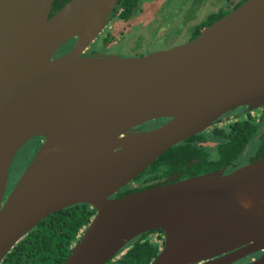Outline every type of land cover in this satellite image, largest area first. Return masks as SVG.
Listing matches in <instances>:
<instances>
[{
  "label": "water",
  "instance_id": "water-1",
  "mask_svg": "<svg viewBox=\"0 0 264 264\" xmlns=\"http://www.w3.org/2000/svg\"><path fill=\"white\" fill-rule=\"evenodd\" d=\"M119 0H0V261L40 220L75 203L95 214L62 264H105L160 229L150 264H220L264 250V155L113 195L226 111L264 103V0H246L196 37L143 56L84 54ZM73 45L57 50L70 39ZM163 125L134 131L147 120ZM42 142L9 188L25 142ZM250 264H264V252Z\"/></svg>",
  "mask_w": 264,
  "mask_h": 264
},
{
  "label": "flooded vegetation",
  "instance_id": "flooded-vegetation-1",
  "mask_svg": "<svg viewBox=\"0 0 264 264\" xmlns=\"http://www.w3.org/2000/svg\"><path fill=\"white\" fill-rule=\"evenodd\" d=\"M245 1L119 0L110 13L107 24L99 33L100 35L98 34L83 53L135 57L168 49L190 41L206 26ZM167 4L180 5L176 6L174 10L168 11ZM219 4H225V6L221 8ZM56 10L52 8L50 14ZM168 120V118L150 119L132 127V130L155 129ZM34 139L39 141L37 144L39 147L42 138L34 137L29 140ZM188 139H191L189 144L194 147L195 151L194 158L190 162L173 165L171 163L161 171H156V177L147 178L143 175L151 166L150 164L113 196H118L124 187H133L137 190L153 185L177 182L214 170H222L223 174H228L261 158L264 155V103L250 109L245 105L228 110L201 132L173 146ZM29 161L30 159L24 165L25 167ZM13 184L9 186L8 190ZM77 205L87 206L89 211L94 210L87 203H75L57 211L73 209ZM263 252L264 250L248 252L244 246H239L222 252L212 259L221 260L220 264H250L261 257ZM208 260H203L198 264Z\"/></svg>",
  "mask_w": 264,
  "mask_h": 264
},
{
  "label": "trees",
  "instance_id": "trees-1",
  "mask_svg": "<svg viewBox=\"0 0 264 264\" xmlns=\"http://www.w3.org/2000/svg\"><path fill=\"white\" fill-rule=\"evenodd\" d=\"M67 1L54 0L52 8L59 9ZM73 42L74 38L70 39L56 53L65 52L73 45ZM191 139L163 152L143 176L153 178L157 175L156 171H161L171 163L173 165L190 162L195 154L194 147L189 144ZM149 180L151 179L147 181ZM134 190L136 188L124 187L118 196ZM94 212L95 210L89 211L87 206L77 205L73 209L68 208L49 214L10 249L0 264H62L89 224ZM163 234L160 229L143 232L127 243L105 264H150L162 247Z\"/></svg>",
  "mask_w": 264,
  "mask_h": 264
},
{
  "label": "rangeland",
  "instance_id": "rangeland-1",
  "mask_svg": "<svg viewBox=\"0 0 264 264\" xmlns=\"http://www.w3.org/2000/svg\"><path fill=\"white\" fill-rule=\"evenodd\" d=\"M180 4H167L168 11L174 10L175 7ZM225 4H219V7L223 8ZM101 33V32H100ZM100 35V34H99ZM38 140H29L27 143L23 144V146L19 149L17 154L15 155L11 166H10V178H9V186L13 184L15 179H17L20 173L23 171L24 165L27 163L29 159L33 156L35 151L37 150Z\"/></svg>",
  "mask_w": 264,
  "mask_h": 264
}]
</instances>
